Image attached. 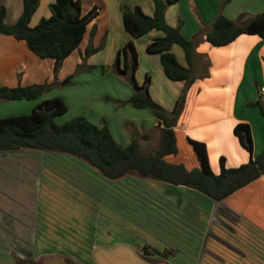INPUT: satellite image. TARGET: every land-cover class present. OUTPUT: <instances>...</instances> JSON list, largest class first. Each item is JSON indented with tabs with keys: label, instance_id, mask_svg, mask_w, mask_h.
I'll return each instance as SVG.
<instances>
[{
	"label": "crops",
	"instance_id": "0c3cea01",
	"mask_svg": "<svg viewBox=\"0 0 264 264\" xmlns=\"http://www.w3.org/2000/svg\"><path fill=\"white\" fill-rule=\"evenodd\" d=\"M54 1H40L30 27H34L41 17L50 16L49 5ZM79 1L83 15L96 8L97 16L88 24L77 49L63 61L56 83L61 79H66L64 85L69 83L94 29L91 46L97 48L102 42L103 50L86 58V65H111L116 52L132 41L137 54L136 83L142 85L148 76L149 97L170 113L185 83L169 81L161 68L159 55L146 52V47L163 34L153 30L132 40L123 25L121 7L129 11L138 7L142 13L151 16L152 1ZM10 2L0 0L7 12ZM218 14L242 24L264 15V0H230L227 3L224 0H179L165 11L166 24L179 27L181 36L194 45L193 82L173 127L176 146L185 140L188 143V139L203 143L213 174L215 170L219 173L220 158L224 159L226 168L248 163V153L233 134L238 124L249 126L252 156L264 150V117L252 106L257 99L263 102L259 97L264 95L260 92L264 88V40L243 35L226 46L212 47L204 40V34ZM170 52L179 65L187 67L179 46L172 45ZM53 67V60L39 58L23 41L0 35V87L14 88L50 81ZM127 94L131 97L133 92L127 91ZM41 102L42 99L22 100L9 104H18L13 106L32 112ZM129 112L131 120L120 116L122 122H133L137 128V118L146 117V121L140 122L149 123L160 131L157 119L148 116L143 109ZM22 113L19 116L26 115ZM144 129L142 131L146 132ZM144 135L146 133L141 136ZM192 153L196 164L187 170L198 168L193 150ZM173 157L164 159L170 164H181L177 154ZM59 165L64 167L60 169ZM67 172L74 178H66L70 176ZM92 172L85 164L63 155L29 150L0 152V264H16L17 260L38 264H82L80 260L78 263L65 258L64 253L54 252L55 244L51 241L60 239L62 232L73 234L75 229L80 236H68L67 239L89 237L91 209L98 205L93 204L88 190L78 184L76 177L89 179ZM143 187L149 195L141 203L142 208L133 213L132 224H140L132 229L134 239H127L130 235L118 227L109 232L106 230L104 240L112 242L93 246L89 253L90 264H264V175L221 201H214L195 190L158 182ZM115 196L107 199L105 195L103 207L123 205L118 193L115 192ZM118 216L122 218V214L117 213L111 224H117L116 218L123 223ZM103 222H107V217ZM85 224H89L87 228ZM144 247L151 254L148 256L151 261L143 257ZM71 251L75 256L88 255L82 252L79 244ZM156 253L165 256L159 257Z\"/></svg>",
	"mask_w": 264,
	"mask_h": 264
},
{
	"label": "trees",
	"instance_id": "16d2710c",
	"mask_svg": "<svg viewBox=\"0 0 264 264\" xmlns=\"http://www.w3.org/2000/svg\"><path fill=\"white\" fill-rule=\"evenodd\" d=\"M41 0H22L21 14L12 25L5 24L6 8L0 3V35L10 36L23 41L27 49L41 59L54 61L53 72H58L63 61L77 49L86 32L88 24L97 16L96 8L83 15L79 0H55L49 5L50 16L41 18L30 27V21ZM153 14L147 16L135 7L132 11L121 7L123 25L132 40L141 38L149 32L160 31L163 36L154 39L147 47L148 54H157L165 77L172 82H184L185 88L178 96L173 110L168 113L151 100L148 95L150 79L147 76L142 85L135 81L137 54L132 41L116 52L111 68L133 89L126 103L134 109H147L157 119L160 129L158 147L151 153L141 151L139 143L132 138L126 147L113 139L105 124L96 126L83 117H74L69 121L56 124L55 118L66 113L67 108L59 98L45 100L33 108L29 115L0 119V152L22 150L53 153L71 157L91 168L103 179L115 182L126 178L152 181L195 190L206 197L221 201L235 191L245 187L264 175V150L252 156L250 129L247 124H238L233 129L240 146L248 153L249 161L236 168H226L224 159L219 160V173L213 175L203 143L188 139L198 168L187 170L182 164H170L166 156L177 154L173 132L180 117L186 93L192 84L191 66L194 54L192 42L184 39L179 27H170L165 22L167 7L179 0H151ZM230 0H224V3ZM241 17H239L240 19ZM218 14L210 30L204 34V40L212 47H223L238 37L257 36L264 40V15H258L249 21L238 24ZM94 29L89 34V44L84 57L101 50L102 44L91 48ZM172 45L179 46L185 56L187 67L179 65L170 52ZM52 85L0 87V103L11 101H32L50 91ZM264 117V103L257 99L253 104ZM143 138H147L144 135ZM159 257L165 254L156 253ZM147 248H143V257L151 261ZM89 253L82 264H90ZM16 264H38L34 261L17 260Z\"/></svg>",
	"mask_w": 264,
	"mask_h": 264
},
{
	"label": "rangeland",
	"instance_id": "374dc122",
	"mask_svg": "<svg viewBox=\"0 0 264 264\" xmlns=\"http://www.w3.org/2000/svg\"><path fill=\"white\" fill-rule=\"evenodd\" d=\"M21 1L22 0H11L8 6L5 24L12 25L16 22L18 16L21 14ZM101 44L103 45L102 42ZM90 47L92 48V46ZM102 50L103 49L101 48V50L96 53H99ZM83 57L81 63L77 65L75 72L70 77L69 83L66 85L62 84L63 82H66V79H61V82L58 84L56 83V80L58 79V72L61 67L55 74L52 71L51 80H47L42 83L52 85V88L36 100L42 99L43 102L51 99L52 96H57L52 98H59L64 102L67 111L64 115L55 118L54 121L56 124L65 123L74 117H83L96 126H102L105 124L115 142L120 146L126 147L130 143L131 139L134 138L139 142L140 149L143 153L149 154L153 152L158 147L160 131L154 129L151 125H149V123L140 122L141 120L146 121V117L137 118V128L132 125L133 122H122L123 117L124 119L129 120L132 118L129 110L133 111L134 108L126 103V101L130 98L128 97L127 91L133 92L131 86L126 82V80L119 77L113 71L111 68L113 63L111 65L96 64L87 66L86 58L83 60ZM48 60L50 61L51 59ZM259 86L260 85H258V88L260 89ZM259 98L264 102V95ZM9 103L10 102L0 103V118L16 117L19 116V114H23L22 112H25L26 115L31 113V111L20 108L21 106L19 108H15L16 106H13L18 104ZM143 111L151 118H154L149 110L143 109ZM142 128H145L144 130H146V132H143ZM135 130L140 131L135 132ZM145 133L147 138H143L141 136ZM176 147L178 149L177 159L181 160V164L185 168H194V164H196V162L193 158L192 150L186 140L183 143H180L179 147ZM173 158H175V155ZM216 164H218V162ZM58 167H61L60 169H62L64 166L59 165ZM67 174L70 176L66 178H74L71 176V173L67 172ZM217 174L218 170H215L213 175ZM76 178L77 180L79 179L78 184L83 185L88 190L87 193L91 195L93 204L98 205L97 207L93 206L91 209V223H89L91 226L90 235L84 240L67 239L66 237L68 236H80L75 229L73 234L64 232L60 233V239L51 242H54L55 244V249H53L54 252L64 253L66 255L64 256L65 258H69V260L80 263L78 260L82 262L84 259H87L88 255H71V250L74 245L78 246L79 244L82 252L88 254L93 246L112 242V240H104L105 238L103 235L105 234L103 233L106 230L109 232L110 230H115L116 227H118V230H122L126 235H130L127 239H134L132 234L135 235V233H132V229L140 227V224H132L133 213L142 208L141 203L146 201L147 196L149 195L143 185L147 186L152 182L126 178L116 183H109L100 178V176H98L95 172H92V176L89 177V179L85 176H77ZM115 192L118 193V199L122 198L120 200H122L123 205L113 207L107 204V207H103L102 204H105V195L108 197L107 199L115 198ZM116 212L118 215L122 214V218L118 217L123 220V223L119 222L120 220L116 218L118 221L117 224H111L110 221H113V219L115 220V216L117 214ZM106 217L107 222H103V218ZM89 224H85V227L87 228ZM83 226L84 225H82V227ZM85 235H87V233Z\"/></svg>",
	"mask_w": 264,
	"mask_h": 264
},
{
	"label": "built area",
	"instance_id": "2783aa9c",
	"mask_svg": "<svg viewBox=\"0 0 264 264\" xmlns=\"http://www.w3.org/2000/svg\"><path fill=\"white\" fill-rule=\"evenodd\" d=\"M260 92H261V93H264V88H261V89H260Z\"/></svg>",
	"mask_w": 264,
	"mask_h": 264
},
{
	"label": "water",
	"instance_id": "95a60500",
	"mask_svg": "<svg viewBox=\"0 0 264 264\" xmlns=\"http://www.w3.org/2000/svg\"><path fill=\"white\" fill-rule=\"evenodd\" d=\"M62 84H65V82H64V83H62Z\"/></svg>",
	"mask_w": 264,
	"mask_h": 264
}]
</instances>
